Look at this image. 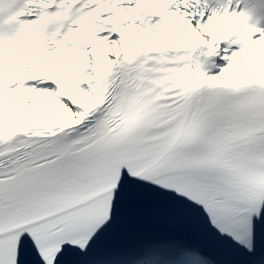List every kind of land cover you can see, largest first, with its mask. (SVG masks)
Returning <instances> with one entry per match:
<instances>
[{"label":"snow or ice","instance_id":"obj_1","mask_svg":"<svg viewBox=\"0 0 264 264\" xmlns=\"http://www.w3.org/2000/svg\"><path fill=\"white\" fill-rule=\"evenodd\" d=\"M0 264H264V0H0Z\"/></svg>","mask_w":264,"mask_h":264}]
</instances>
